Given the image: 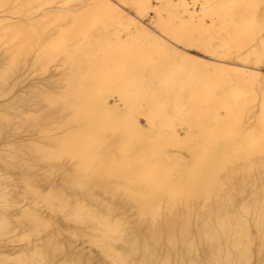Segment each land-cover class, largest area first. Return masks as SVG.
<instances>
[{
    "label": "bare ground",
    "instance_id": "obj_1",
    "mask_svg": "<svg viewBox=\"0 0 264 264\" xmlns=\"http://www.w3.org/2000/svg\"><path fill=\"white\" fill-rule=\"evenodd\" d=\"M0 264H264V0H0Z\"/></svg>",
    "mask_w": 264,
    "mask_h": 264
},
{
    "label": "rangeland",
    "instance_id": "obj_2",
    "mask_svg": "<svg viewBox=\"0 0 264 264\" xmlns=\"http://www.w3.org/2000/svg\"><path fill=\"white\" fill-rule=\"evenodd\" d=\"M70 3H72V2H70ZM69 5H71V4L68 3L67 6H69ZM73 5H74V3H72L71 6H73ZM54 68H55V67H54ZM58 69H59V71H60L61 68H58ZM58 69H57V70L55 69L57 72L54 71V69H53V70L49 69L48 72L46 71L47 73L45 72L46 74L44 73V74H45L44 76L49 75L50 71H52V72H51V73H53L52 75L57 74V73L59 72ZM54 72H55V73H54Z\"/></svg>",
    "mask_w": 264,
    "mask_h": 264
}]
</instances>
